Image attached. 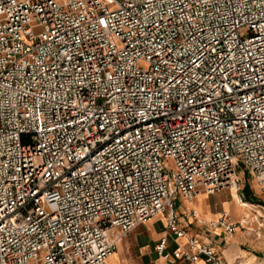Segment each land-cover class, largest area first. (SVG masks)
<instances>
[{"label":"built area","instance_id":"built-area-1","mask_svg":"<svg viewBox=\"0 0 264 264\" xmlns=\"http://www.w3.org/2000/svg\"><path fill=\"white\" fill-rule=\"evenodd\" d=\"M239 164L264 191V0H0V264H104L160 213L155 264H227L188 218L264 216L176 200L256 214Z\"/></svg>","mask_w":264,"mask_h":264},{"label":"crops","instance_id":"crops-1","mask_svg":"<svg viewBox=\"0 0 264 264\" xmlns=\"http://www.w3.org/2000/svg\"><path fill=\"white\" fill-rule=\"evenodd\" d=\"M232 188L233 198L237 196L236 189ZM229 190H220L214 194L201 192L193 198L186 200L178 198L176 205L181 216L189 208L197 211L198 222H207L219 216L222 211H228L234 221H238L251 210H244L233 199L228 198ZM236 201V200H235ZM247 208H251L258 216H264L259 204L253 203L249 198ZM261 206V205H260ZM243 215V216H242ZM164 213L157 214L150 220L137 225L133 230L124 235L116 243L115 251L104 264H155L163 262L154 252L155 242L165 233ZM189 230L199 239L217 248L227 264H264V231H245L237 228L231 235H226L222 230H212L198 224L191 217ZM258 234V236H256ZM183 242V239L181 240ZM171 245V242H169ZM176 264H206L203 260L196 263L177 262Z\"/></svg>","mask_w":264,"mask_h":264},{"label":"rangeland","instance_id":"rangeland-1","mask_svg":"<svg viewBox=\"0 0 264 264\" xmlns=\"http://www.w3.org/2000/svg\"><path fill=\"white\" fill-rule=\"evenodd\" d=\"M237 170H238V173L240 176V180H239L238 186H237L238 187V193L243 194L245 197V200H249V198H252V202L259 204V208L262 210V213L264 215V191H262L257 186L254 178L246 171L245 168H243V166L241 164L238 165ZM234 192H235V189H234ZM231 193L232 192L230 191V194L227 197L230 199H233L235 204L238 205V202L235 201V199L233 198V194H231ZM253 214H255V213H253ZM258 220H260L259 216H258ZM263 223H264V221H263ZM254 229H258V226L254 225ZM261 231H264V226L261 228Z\"/></svg>","mask_w":264,"mask_h":264},{"label":"bare ground","instance_id":"bare-ground-1","mask_svg":"<svg viewBox=\"0 0 264 264\" xmlns=\"http://www.w3.org/2000/svg\"><path fill=\"white\" fill-rule=\"evenodd\" d=\"M235 200H236V202H238V204H239V199H238V195L235 197ZM245 206H246V204H245ZM247 207V206H246ZM229 213V212H228ZM230 214V213H229ZM231 215V214H230ZM243 216V215H242ZM247 216H249L250 217V219H253V220H255L256 222H259V220H258V216L257 215H250L249 213H247ZM231 218H233V217H231ZM243 219H244V217H241V218H239V220H241V221H243ZM256 225V224H255ZM252 229L255 231V232H257L258 233V229H254V227H252Z\"/></svg>","mask_w":264,"mask_h":264}]
</instances>
